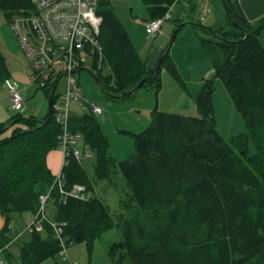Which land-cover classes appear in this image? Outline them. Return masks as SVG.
Segmentation results:
<instances>
[{
  "label": "trees",
  "instance_id": "trees-1",
  "mask_svg": "<svg viewBox=\"0 0 264 264\" xmlns=\"http://www.w3.org/2000/svg\"><path fill=\"white\" fill-rule=\"evenodd\" d=\"M174 1L142 0L147 19L161 16ZM185 1V7L192 10L199 6L196 0ZM226 2L231 18L240 27L226 13V25L207 26L212 31L190 18L200 29V42L214 70L212 77L203 79L194 99L198 115L152 110L147 128L133 134V151L116 160L95 114H70L69 131L80 133L83 146L95 153L94 177L105 179L112 169L118 171L139 213L133 219L115 222L108 206L95 194L83 163L70 156L61 167L64 190L79 183L91 195L81 199L60 194L56 186L50 189L54 213L48 219L63 222L60 234L66 246L84 240L90 249L96 238L116 226L122 236L108 247L110 264H127V260L130 264H264V48L259 40L264 16L249 22L237 0ZM0 8L10 22L14 13L30 11L32 5L30 0H0ZM96 11L101 16L98 39L109 73H94L107 95L132 98L141 86L158 90L163 66L185 85L168 48L162 50L159 70L154 72L157 61L152 68L147 66L110 1L98 0ZM176 18L178 30L186 23L181 22L182 16ZM7 78L11 73L0 53V86ZM215 78L221 80L245 123L244 132L229 138L215 127ZM53 85L41 88L47 97ZM51 96L54 102L57 95L52 92ZM59 133L52 109L42 117L17 113L0 121L3 251L14 241L6 234L13 216L25 210L35 214L39 209L42 192L36 183H53L46 157L58 148ZM175 241L180 242V250L174 249ZM61 248L59 237L44 220L41 231L28 233L18 244V256L21 264H40Z\"/></svg>",
  "mask_w": 264,
  "mask_h": 264
},
{
  "label": "rangeland",
  "instance_id": "rangeland-1",
  "mask_svg": "<svg viewBox=\"0 0 264 264\" xmlns=\"http://www.w3.org/2000/svg\"><path fill=\"white\" fill-rule=\"evenodd\" d=\"M129 2L128 10L129 8L131 9V15L129 14L131 19L126 26L130 30L133 46L140 52L141 56L144 55V52L148 54L155 47L162 48L159 52L168 48L169 54L185 85L175 79L171 72L163 66L159 70L160 87L158 90L150 86H141L133 93L132 98H113L107 95L95 81L92 76V72L94 73L93 66L90 62L84 65V69H80L74 73L78 82L77 99L70 103L69 110L73 114L89 111L86 107L87 102H94L101 107L102 111L95 114V116L99 128L108 139L109 152L116 160L126 158L133 151V134L147 128L151 120L152 110L156 109L184 115H198L194 99L202 86L203 79L212 77L214 70L212 62L200 42V29L190 23V18H195L194 16H196V19L202 25L213 28H217L213 25L217 21H223V25H226V12L223 0H211V11L207 14L201 13L200 6H196L193 10L187 6L181 21L186 24H183L175 31L177 24L176 17L181 12V4L178 2L175 11L173 8L171 9L172 18L166 19L161 26V28H168V31L161 35L160 28V31L155 36H149L145 31L143 23V18L147 17V12L142 0H129ZM210 20H213V23H210ZM174 31V37L170 42ZM0 53L4 56L7 67L10 73L14 74L13 79L19 87L23 88L29 83L30 85H34L28 91L20 89L23 96L27 94L26 98H24L23 108L20 111L12 110L9 101V106H5L7 114L1 121L7 120L17 113L24 116H44L48 111V97L41 88H38V84L29 78V75L23 74L26 67L28 72H33L31 59L21 48L12 25L5 20L1 8ZM103 72L104 74H108L109 69L104 67ZM63 80L60 79L58 81L54 90L55 94L61 92ZM3 85L4 83L1 84L2 89ZM1 86L0 93H2ZM214 86L212 100L217 131L224 138L244 132L246 130L245 123L219 78H215ZM4 87L6 88L5 85ZM25 103L30 105V111H27ZM3 104V100L0 99V111H2ZM39 106L41 111L38 109ZM79 145L87 151L89 150L88 158L85 160L81 159V163H83L89 177L92 179L95 194L108 206L114 221L125 222L127 219L135 218L136 214L139 213L138 208L131 199L128 187L121 174L112 169L108 178H95V153L88 146H83L82 139ZM250 148L253 151V147L251 146ZM53 150L56 151H52V155H50V164L55 168L58 164L60 151L58 148ZM36 188L43 195H47L50 186L40 181L36 183ZM43 213L47 218H52L53 216L54 206L49 199L45 202ZM34 216L35 214L31 210H25L22 214H15L9 222V229L6 234L12 240L14 239L13 243L7 247V249L10 247L11 264H21L18 256V244L28 238L26 226L30 225ZM139 219L142 221L141 217ZM3 225L4 218L0 214V229ZM121 236V229L115 226L104 232L99 238H96L90 249L84 240L77 241L67 246L68 259L64 260L63 254L60 251L53 257L44 259L40 264H71L70 261H81L84 264H110V258L107 254L108 247L113 241L119 240ZM173 247L179 250L182 248L178 241H175ZM7 252L6 250H0V260L3 261V264H8ZM126 263L130 264L128 260Z\"/></svg>",
  "mask_w": 264,
  "mask_h": 264
},
{
  "label": "built area",
  "instance_id": "built-area-1",
  "mask_svg": "<svg viewBox=\"0 0 264 264\" xmlns=\"http://www.w3.org/2000/svg\"><path fill=\"white\" fill-rule=\"evenodd\" d=\"M196 1L202 14L211 11L210 0ZM174 2L177 3L178 0ZM30 3L32 9L14 13L10 23L21 48L31 59L33 67L31 80L42 88L58 78L64 79L61 92L56 94L57 99L51 103V109L61 128L58 148L62 153V167L68 162L70 156L79 161L89 156V150L79 145L82 139L81 134L70 132L68 121L71 114L69 105L77 99L78 82L74 73L84 69V65L88 62L92 64L94 72L103 70L105 66L104 53L98 39L101 23V16L96 11L98 0H30ZM173 5L174 3L169 5L161 16L144 21V27L149 36H155L163 22L172 18ZM3 83L7 88L10 108L20 111L24 105V96L18 84L12 78L5 79ZM55 88L56 86L52 92ZM86 107L94 114L102 111L101 107L94 102H87ZM61 167L54 173L50 189L56 186L62 195L71 194L81 199H88L90 193L83 184L76 183L71 190H64ZM49 192L47 195H40L39 209L30 225L26 226V230L28 233L41 231L43 221L47 220L54 234L60 239L63 259L66 260L68 259L67 246L60 234L63 222L57 224L45 217L43 213L45 202L49 199ZM1 263L2 260H0ZM70 263L84 264L81 261H70Z\"/></svg>",
  "mask_w": 264,
  "mask_h": 264
},
{
  "label": "crops",
  "instance_id": "crops-1",
  "mask_svg": "<svg viewBox=\"0 0 264 264\" xmlns=\"http://www.w3.org/2000/svg\"><path fill=\"white\" fill-rule=\"evenodd\" d=\"M109 1L111 3L112 7L114 8V11L117 14L118 18L123 23V25L125 27V30H126L127 34L129 35V37L131 39V42L133 44V40H132V36L130 34V30L128 29V26H126L127 23H129L130 22V19H131V16H129L131 9L129 8V10H128L129 3H130L129 0H109ZM237 1L239 3V6H240V8H241V10H242V12L244 14V16L246 17V19L249 22H255V21H257L258 19H260L261 17L264 16V0H237ZM173 3H174L173 10L175 11L178 2L177 3L173 2ZM179 3L181 4L180 5L181 12H180V14L178 16H182L183 13H185V11H186V10H184L186 8L185 7L186 1L185 0H182ZM145 10H146V8H145ZM146 12H147V10H146ZM194 17H195V19L197 18L196 16H194ZM147 18H148V13H147V17L146 18H143V23H144L145 20H147ZM214 20H216V19H214ZM212 21L213 20H210V23H213ZM213 25H214V27L221 26V25H223V21H221V22L217 21V22L213 23ZM176 30L177 29H175V31ZM166 31H168V28H166V27L161 28V33H162L161 35H163ZM259 40H260V42H261V44H262V46L264 48V28L261 30V32L259 34ZM160 49H162V48L155 47L154 49H151V51L148 54L146 52H144L143 57L146 59L147 66L149 68H152L154 66L155 62L159 59V57L161 55V52H162V51L159 52ZM139 54H140V52H139ZM32 71H33V69H32ZM23 74L24 75H29V78H30L32 72L31 73H30V71L28 72L27 67H26L25 70H24V72H23ZM13 76H14V74L12 73L11 74V78L12 79H13ZM32 86H34V85H30V83H29V84L25 85L23 88L22 87H19V88L20 89L22 88L23 90H25V91L27 90L28 91ZM38 88H40V87H38ZM1 89H2V86H1ZM0 95H2V96H0V99L3 100V102H4L2 111H0V115H1L0 116V121H1V119L7 114V111L5 110L6 109L5 106L6 105L9 106V101H10L9 100V96L7 94V88H5L4 85H3L2 93H0ZM26 96H27V94L26 95L24 94V98H26ZM25 106H26L27 111H30V109H31L30 108V105H28V103L27 104L25 103ZM38 109H39V111H41L40 106L38 107ZM34 116H38V115H34ZM42 116L39 115L38 117H42ZM52 151L54 152L56 150H51L47 154L46 163H47L48 167L50 168L51 172L54 174L61 167V163H62V153L59 150L60 151L59 152L60 157L58 159V164L55 166V168H53L54 166L52 164H50V155H52ZM9 250H10V247L8 249H6V251H8L7 253L9 254V255H7V261H8V264H11L10 263L11 260H10V251ZM1 264H3V261H2Z\"/></svg>",
  "mask_w": 264,
  "mask_h": 264
},
{
  "label": "water",
  "instance_id": "water-1",
  "mask_svg": "<svg viewBox=\"0 0 264 264\" xmlns=\"http://www.w3.org/2000/svg\"><path fill=\"white\" fill-rule=\"evenodd\" d=\"M223 4H224L225 12H226V15H227L228 19H229L234 25L240 27V26H239V25H238V24H237V23L231 18V15H230V12H229V10H228V6H227V2H226V0H223ZM204 27H205L206 29L212 31L209 27H207V26H204ZM175 29H177V27H176ZM214 33H215V32H214ZM174 34H175V31H174V33L172 34L171 38H170V42L172 41V39H173V37H174ZM215 34H216V33H215ZM162 58H163V55H160L159 59L157 60L155 66H154V68H153V71H154V72H157V71L159 70V67H160V64H161V60H162ZM92 76L94 77L95 81H96L97 83H99V80H98V78H97V75H96L95 73L92 72ZM59 79H60V78H58V79L54 82V85L52 86V88H51V90H50V92H49V95H48V111H49V112H50V110H51V103H52V96H51V95H52V91H53V88H54L55 84L57 83V81H58ZM143 81H144V79H142V80L138 83V85H137L136 87H134L133 89H131V91H133V90L135 91ZM118 97H119V96H118Z\"/></svg>",
  "mask_w": 264,
  "mask_h": 264
},
{
  "label": "bare ground",
  "instance_id": "bare-ground-1",
  "mask_svg": "<svg viewBox=\"0 0 264 264\" xmlns=\"http://www.w3.org/2000/svg\"><path fill=\"white\" fill-rule=\"evenodd\" d=\"M60 134V133H59Z\"/></svg>",
  "mask_w": 264,
  "mask_h": 264
}]
</instances>
